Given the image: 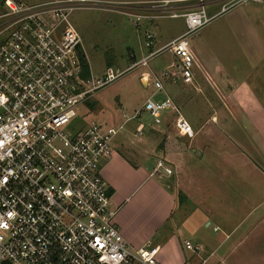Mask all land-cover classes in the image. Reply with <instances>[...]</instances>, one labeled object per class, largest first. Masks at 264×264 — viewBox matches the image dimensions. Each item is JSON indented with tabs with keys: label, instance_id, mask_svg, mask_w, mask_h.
Wrapping results in <instances>:
<instances>
[{
	"label": "built area",
	"instance_id": "1",
	"mask_svg": "<svg viewBox=\"0 0 264 264\" xmlns=\"http://www.w3.org/2000/svg\"><path fill=\"white\" fill-rule=\"evenodd\" d=\"M249 1L264 2L233 0L222 11ZM187 2H162L125 15L138 22L153 12L158 18L185 20L182 36L136 65L146 66L169 52L178 60L179 77L170 74V67L161 76L192 85L198 63L189 39L218 15L207 17L205 0ZM0 5V264H160L159 247L132 248L123 238L102 171L126 123L143 112L161 132L169 124L178 136L192 137V126L153 75L142 82L148 88L153 83L155 92L121 125L71 129L92 94L120 76L108 68L104 79L83 78L82 39L70 14L94 4L52 0L26 6L4 0ZM160 93L164 97L156 100ZM144 128L140 124L136 135ZM155 174L171 176L173 171L161 159ZM186 248L200 250L190 243Z\"/></svg>",
	"mask_w": 264,
	"mask_h": 264
},
{
	"label": "rangeland",
	"instance_id": "2",
	"mask_svg": "<svg viewBox=\"0 0 264 264\" xmlns=\"http://www.w3.org/2000/svg\"><path fill=\"white\" fill-rule=\"evenodd\" d=\"M19 1L26 6H38L52 0ZM232 1L205 0L207 17L218 16L189 39L190 49L199 64L194 68L197 72L192 85L184 84L181 79L173 82L161 76L162 68L170 65L169 52L149 59L146 66L136 65L152 52L146 48L147 34H155L157 27L164 40L172 39L186 31L184 19L138 22L126 15L101 11L94 7L96 2L93 0H87V3L94 5L75 9L70 14V21L81 36L83 55L91 66L93 78L102 79L108 68H113L120 76L92 94L80 108L71 129H85L92 123L121 125L125 116L132 117L155 92L153 83L148 88L142 82L143 77L153 78L155 75L166 94L179 105L193 128V136L204 126V143L209 140V135L214 137V143L206 150L203 169H264V2L249 1L223 12V5ZM170 74H173L172 70ZM233 83L242 86V91L248 92V88L253 93L249 98L252 104L242 109V113L248 114L249 123L243 120L234 122L231 118L228 87L231 89ZM163 97L164 93H160L156 100ZM184 100L190 102L189 106H185ZM206 101L214 105L200 112L195 103ZM212 118L215 122H211ZM140 124L148 129L153 122L143 112L139 119L129 122L120 132L114 148L118 146L119 150L128 141L127 145L135 154L150 152L151 164L155 159L163 160L164 151L158 150L160 139L153 143L135 134ZM167 133L177 135L175 128L164 132ZM120 150L124 153L123 149ZM124 157L130 164L135 163L129 154ZM217 176L218 183L222 184L223 175ZM250 180L253 184L259 183L255 173ZM213 228H209L210 233ZM226 264H264V243L244 246L228 257Z\"/></svg>",
	"mask_w": 264,
	"mask_h": 264
},
{
	"label": "crops",
	"instance_id": "3",
	"mask_svg": "<svg viewBox=\"0 0 264 264\" xmlns=\"http://www.w3.org/2000/svg\"><path fill=\"white\" fill-rule=\"evenodd\" d=\"M93 1L101 4L102 7L97 9L121 15L130 10L134 14H141L140 8L155 7L162 2L176 5H184L185 1L194 5L196 2V0ZM146 17L142 20L163 19L158 18V14L154 12ZM155 32L147 34L146 38L149 40L146 48L152 51L150 54L160 51L185 33L164 40L157 27ZM160 45L163 46L159 47ZM177 66L178 60L171 54L170 65L162 70L170 67V71L179 77ZM90 72L93 76L91 68ZM196 72L194 71V79ZM228 89L230 95L228 109L232 120L249 123L248 114L242 113V109L252 104L249 98L253 93L248 88V92L242 91V86L234 83L231 89L230 86ZM186 101L184 100L185 106H189L190 102ZM213 105L214 103L209 101L195 103L200 112ZM211 122H215V118H212ZM170 128L173 126L167 124L161 132L153 127L146 129L145 126L141 136L142 139L153 143L160 139L158 150L163 149V160L173 171L171 176L155 174L156 163L162 158L155 159L151 164L150 152L141 151L135 154L127 145L128 141L120 148L124 153L120 149L117 150L118 146L114 148L112 159L102 171L111 193L112 205L119 209L117 224L127 244L132 248L145 245L159 247L160 264H226L228 257L236 254L244 246L263 244L264 169H203L206 150L214 143V137L209 135V140L204 143L202 139L206 129L204 126L199 128L193 137L164 134ZM124 154H129L135 163L130 164ZM253 173L257 174L259 179L257 184L250 180ZM215 174L223 175L220 179L222 184L218 183L219 176ZM212 226L213 232L210 233L209 228ZM186 243L200 250H188Z\"/></svg>",
	"mask_w": 264,
	"mask_h": 264
},
{
	"label": "trees",
	"instance_id": "4",
	"mask_svg": "<svg viewBox=\"0 0 264 264\" xmlns=\"http://www.w3.org/2000/svg\"><path fill=\"white\" fill-rule=\"evenodd\" d=\"M80 60H81L82 66H83V78L85 80L89 81L90 77H91L90 67H89L88 62H87V60H86V58L82 52L80 53Z\"/></svg>",
	"mask_w": 264,
	"mask_h": 264
}]
</instances>
